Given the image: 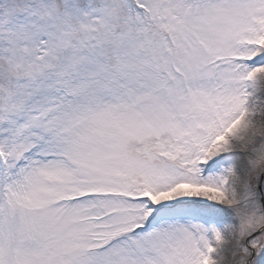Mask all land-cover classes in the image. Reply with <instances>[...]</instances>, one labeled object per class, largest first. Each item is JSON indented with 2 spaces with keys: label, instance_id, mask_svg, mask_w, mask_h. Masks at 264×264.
<instances>
[{
  "label": "snow or ice",
  "instance_id": "snow-or-ice-1",
  "mask_svg": "<svg viewBox=\"0 0 264 264\" xmlns=\"http://www.w3.org/2000/svg\"><path fill=\"white\" fill-rule=\"evenodd\" d=\"M0 264H264V0H0Z\"/></svg>",
  "mask_w": 264,
  "mask_h": 264
}]
</instances>
